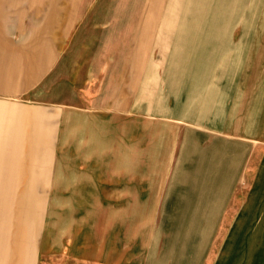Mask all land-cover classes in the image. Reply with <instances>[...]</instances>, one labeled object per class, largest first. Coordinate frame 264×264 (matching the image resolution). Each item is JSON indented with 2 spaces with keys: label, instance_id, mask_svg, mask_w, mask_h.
Masks as SVG:
<instances>
[{
  "label": "rangeland",
  "instance_id": "rangeland-1",
  "mask_svg": "<svg viewBox=\"0 0 264 264\" xmlns=\"http://www.w3.org/2000/svg\"><path fill=\"white\" fill-rule=\"evenodd\" d=\"M134 67L123 101L185 153L140 264H264V0H0V235L36 243L62 90L91 100Z\"/></svg>",
  "mask_w": 264,
  "mask_h": 264
},
{
  "label": "crops",
  "instance_id": "crops-1",
  "mask_svg": "<svg viewBox=\"0 0 264 264\" xmlns=\"http://www.w3.org/2000/svg\"><path fill=\"white\" fill-rule=\"evenodd\" d=\"M137 69L125 74L132 82L121 86L120 74L112 75L109 81L115 87L91 100H77L69 89L62 90L68 99L61 97L66 106L57 110L60 121L36 243L29 245L24 236L25 243L12 247L4 231L0 264H140L149 244L140 221L160 211L164 197L158 196V188L166 187L173 170L167 161L180 155L183 162L185 153L176 148L182 135L177 138L165 131L162 135H170L165 143L152 144L161 134L141 124L133 93L123 101L122 87L138 83ZM259 139H264V131ZM260 171L257 185L262 188L264 162ZM263 197L255 210L260 219H264ZM249 213L253 214L249 208L244 211Z\"/></svg>",
  "mask_w": 264,
  "mask_h": 264
}]
</instances>
